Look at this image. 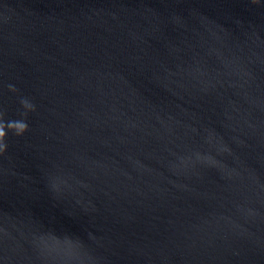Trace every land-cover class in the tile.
<instances>
[{"label": "water", "instance_id": "obj_1", "mask_svg": "<svg viewBox=\"0 0 264 264\" xmlns=\"http://www.w3.org/2000/svg\"><path fill=\"white\" fill-rule=\"evenodd\" d=\"M0 264H264V0H0Z\"/></svg>", "mask_w": 264, "mask_h": 264}]
</instances>
